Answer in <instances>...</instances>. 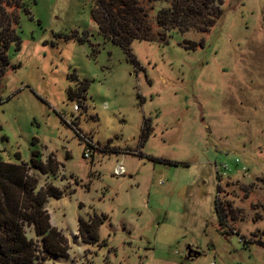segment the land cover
<instances>
[{"label": "rangeland", "instance_id": "rangeland-1", "mask_svg": "<svg viewBox=\"0 0 264 264\" xmlns=\"http://www.w3.org/2000/svg\"><path fill=\"white\" fill-rule=\"evenodd\" d=\"M184 1L141 0L145 24L129 31L153 41L126 49L101 32L96 0H0L21 37L0 87V160L36 150L57 164L31 172L62 195L45 210L68 251L45 264H264V0H187L202 13L171 17Z\"/></svg>", "mask_w": 264, "mask_h": 264}, {"label": "trees", "instance_id": "trees-1", "mask_svg": "<svg viewBox=\"0 0 264 264\" xmlns=\"http://www.w3.org/2000/svg\"><path fill=\"white\" fill-rule=\"evenodd\" d=\"M186 1L180 2L181 9L174 5L171 17L177 19L180 14H189L196 10L186 6ZM96 2L106 16L104 19L94 14L101 32L115 38L119 46L127 49L134 41H153L148 35L149 30H142L138 34H132L129 31L132 27L134 30L141 31L145 24V19L140 14L142 8L138 5L141 0H96ZM9 5L12 6V3L6 4V6ZM20 8L24 9L25 15L28 14L22 5ZM203 8L204 6H198L196 15H200ZM176 12H179V15H176ZM2 17L6 19V22L2 21ZM12 22L0 4V87L11 65L8 53L12 44H15L17 48L21 46V37L16 27L18 24L15 25ZM74 77V80L78 81V78ZM82 85L83 90H87L88 85L85 82H82ZM71 91L69 93L75 95V92ZM2 103L3 100L0 98V104ZM79 104L82 105V102ZM94 150L96 152L98 147ZM16 156V163L0 160V264H45L46 257H66L67 240L51 226L50 216L45 210V204L49 198L60 199L62 195L53 187L39 189V181L31 173L32 170H37L43 175L55 173L57 164L52 159L47 164L43 163L36 150L32 152L30 164L22 163L20 154ZM93 222L87 225V228L84 222L81 223L80 232L86 242L99 243V225ZM29 230L32 231L34 238L42 240L41 250L36 247L34 238L29 237ZM42 256L44 258H41Z\"/></svg>", "mask_w": 264, "mask_h": 264}, {"label": "built area", "instance_id": "built-area-1", "mask_svg": "<svg viewBox=\"0 0 264 264\" xmlns=\"http://www.w3.org/2000/svg\"><path fill=\"white\" fill-rule=\"evenodd\" d=\"M75 110L76 111H79L80 110V107L79 106H76L75 107ZM84 140H85V144H86V149H85V159H87V160H92V158H93V155H94V153H95V148H97V146L93 143V142H91V141H89V140H87L86 138H84L82 135H80ZM115 175L116 176H124L125 174H126V169H125V167L122 165V164H120V165H118V167L115 169ZM241 240H242V242L245 244V245H247L244 241H243V238L241 237Z\"/></svg>", "mask_w": 264, "mask_h": 264}, {"label": "water", "instance_id": "water-1", "mask_svg": "<svg viewBox=\"0 0 264 264\" xmlns=\"http://www.w3.org/2000/svg\"><path fill=\"white\" fill-rule=\"evenodd\" d=\"M200 256L201 254L195 251L192 247L187 248V259L188 260H194L195 258H198Z\"/></svg>", "mask_w": 264, "mask_h": 264}, {"label": "crops", "instance_id": "crops-1", "mask_svg": "<svg viewBox=\"0 0 264 264\" xmlns=\"http://www.w3.org/2000/svg\"><path fill=\"white\" fill-rule=\"evenodd\" d=\"M198 252V251H197Z\"/></svg>", "mask_w": 264, "mask_h": 264}]
</instances>
